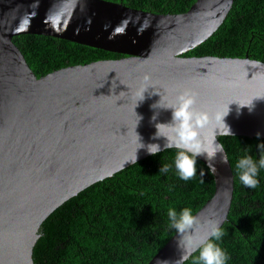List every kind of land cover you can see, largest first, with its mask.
Returning a JSON list of instances; mask_svg holds the SVG:
<instances>
[{"label": "water", "instance_id": "water-1", "mask_svg": "<svg viewBox=\"0 0 264 264\" xmlns=\"http://www.w3.org/2000/svg\"><path fill=\"white\" fill-rule=\"evenodd\" d=\"M232 3L196 0L184 13L158 14L106 0H0V264H34L38 232L51 213L134 164L135 151V162L150 156L137 149V134L163 148L166 138H154L155 124L169 122L171 110L153 108L156 103L166 106L191 90L197 109L210 117L228 105L224 119L233 136L253 138L259 131L264 139V62L184 56L219 28ZM24 34L122 57L36 77L12 41ZM251 102V110L240 106ZM135 113L142 117L137 125ZM200 131L205 139L214 131L217 140L225 136L214 118ZM198 160L214 181L213 195L193 214L199 223L192 231L202 238L210 220L221 226L227 220L234 175L220 154ZM181 255L175 232L147 264H179Z\"/></svg>", "mask_w": 264, "mask_h": 264}, {"label": "trees", "instance_id": "trees-1", "mask_svg": "<svg viewBox=\"0 0 264 264\" xmlns=\"http://www.w3.org/2000/svg\"><path fill=\"white\" fill-rule=\"evenodd\" d=\"M158 14L186 12L196 0H106ZM13 43L36 77L68 66L118 59L122 55L41 35H18ZM184 56L248 58L264 62V0H233L219 28ZM234 175V193L219 241L227 264H264V169L256 189L240 183L235 163L264 139L220 136ZM176 149H165L79 192L51 213L40 226L34 264H147L176 232L168 209L197 212L214 193L209 169L197 159V176L189 181L174 172L158 173ZM205 175L203 182L199 170ZM196 253L183 264H196Z\"/></svg>", "mask_w": 264, "mask_h": 264}, {"label": "clouds", "instance_id": "clouds-1", "mask_svg": "<svg viewBox=\"0 0 264 264\" xmlns=\"http://www.w3.org/2000/svg\"><path fill=\"white\" fill-rule=\"evenodd\" d=\"M147 89L145 87L140 91V98L137 102L145 98L144 93ZM196 104V94L191 90H184L176 95L175 101L171 104L163 107H157V103L152 105L153 108L171 110V120L169 122H157L155 124L156 132L154 133V138H166L163 148L159 143H143L136 133L139 144L137 149L145 148L151 155H156L164 149H176L171 163H163L158 173L167 175L170 172H174L179 179L189 181L197 176L198 157H204L206 161H215L217 154H220V161L228 163L229 157L225 151V146L217 140L216 132L214 131L211 139H205L200 131L207 126L210 119L214 118L222 126L223 131L219 133L220 135L233 136L231 127L224 119L230 111L228 105L218 115L210 117L204 110L197 109ZM240 106H248L249 110H251L252 102ZM157 115V113H154L152 120H156ZM136 116L137 125L142 117L137 114ZM161 126L168 128L169 132L167 134L161 133ZM256 136L259 140L261 133L258 131ZM256 147L259 151V158L250 154L251 146H249L244 148V154L235 163V170L240 183L249 189H256L259 186L260 172L264 169V141L258 142ZM136 158L135 151L133 163H135ZM210 167L211 171L215 172V163H212ZM204 175V170L200 169L201 182H203ZM167 215L169 227L176 230L182 244V255L179 264H183L184 261L192 258L193 253H196L194 258L196 264H227L230 259L229 254L219 243L226 233L218 221L210 220L206 233L201 238L192 231L193 226L198 224L199 221L190 208L185 207L180 211L175 208H169Z\"/></svg>", "mask_w": 264, "mask_h": 264}]
</instances>
